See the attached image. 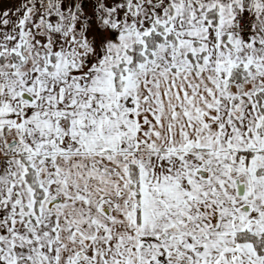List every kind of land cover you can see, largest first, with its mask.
<instances>
[{"label":"snow or ice","instance_id":"snow-or-ice-1","mask_svg":"<svg viewBox=\"0 0 264 264\" xmlns=\"http://www.w3.org/2000/svg\"><path fill=\"white\" fill-rule=\"evenodd\" d=\"M0 264H264V0H0Z\"/></svg>","mask_w":264,"mask_h":264}]
</instances>
